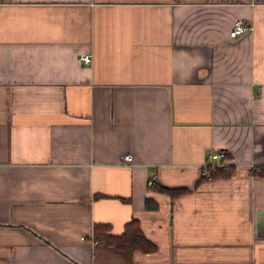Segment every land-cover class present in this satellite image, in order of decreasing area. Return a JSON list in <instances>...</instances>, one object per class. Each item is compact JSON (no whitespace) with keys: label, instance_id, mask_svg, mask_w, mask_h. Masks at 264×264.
<instances>
[{"label":"crops","instance_id":"obj_1","mask_svg":"<svg viewBox=\"0 0 264 264\" xmlns=\"http://www.w3.org/2000/svg\"><path fill=\"white\" fill-rule=\"evenodd\" d=\"M252 166L264 0H0V264H264Z\"/></svg>","mask_w":264,"mask_h":264},{"label":"trees","instance_id":"obj_2","mask_svg":"<svg viewBox=\"0 0 264 264\" xmlns=\"http://www.w3.org/2000/svg\"><path fill=\"white\" fill-rule=\"evenodd\" d=\"M252 174L264 177V166H259V171L255 168L251 169ZM212 176V174H211ZM210 176V177H211ZM158 190L172 192L171 189L165 188L159 184L151 185ZM146 207H149L146 200ZM93 237L109 244L116 248H132L139 246L141 243H148L135 219L130 220L124 225V229L120 234H112L108 224L97 223L93 226ZM145 247V246H143Z\"/></svg>","mask_w":264,"mask_h":264},{"label":"built area","instance_id":"obj_3","mask_svg":"<svg viewBox=\"0 0 264 264\" xmlns=\"http://www.w3.org/2000/svg\"><path fill=\"white\" fill-rule=\"evenodd\" d=\"M252 29V25L244 22L241 19H237L234 21L231 29L229 30V36L230 37H236L238 35L244 34L247 31ZM80 59L85 63L89 64L91 62V55L88 53L81 54ZM132 157L130 154H126L123 156V160L125 161H131ZM208 161L202 164L201 168V175L203 176H211L212 172L215 169L225 170L227 172H231L232 164L228 161V157L226 155V152L224 150H215L210 152L207 155ZM252 168H255L256 171H259V166H252ZM148 185H152L151 181L148 180Z\"/></svg>","mask_w":264,"mask_h":264}]
</instances>
